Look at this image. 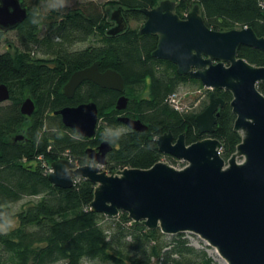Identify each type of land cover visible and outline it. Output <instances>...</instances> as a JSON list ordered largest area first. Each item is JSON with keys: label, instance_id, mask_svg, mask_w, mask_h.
<instances>
[{"label": "trees", "instance_id": "trees-1", "mask_svg": "<svg viewBox=\"0 0 264 264\" xmlns=\"http://www.w3.org/2000/svg\"><path fill=\"white\" fill-rule=\"evenodd\" d=\"M27 19L14 30L20 48L0 53V84L10 89V103H0V264H220L205 248L195 247L186 233L169 235L160 228L136 225L128 212L108 217L94 212L91 203L96 185L78 177L73 187L55 186L49 179L51 164L68 158L79 165L94 164L87 154L104 140L113 150L103 167L109 174L124 168H151L166 160L157 139L165 132L176 137L186 133L187 143L212 137L223 143L222 156L229 158L241 143L234 130L230 90L207 89L198 79L179 75L174 63L152 56L159 36L141 34L129 27L115 36V26L104 7L95 1L66 7L55 0H21ZM161 0H119L130 21L145 22L143 8H154ZM177 14L185 17L201 4L205 23L227 31L251 27L264 36V0H175ZM144 24V23H143ZM130 26V25H129ZM143 26V25H142ZM6 33L0 31V41ZM87 43L83 48L80 44ZM239 57L264 66V51L250 46L238 49ZM101 61V70L120 71L126 82L129 105L117 110L122 95L85 81L73 99L63 92L73 72ZM199 84L206 99L198 109L180 112L168 102L182 84ZM258 87L264 94V82ZM212 94L225 100L212 134L198 132L195 117L209 104ZM26 95L36 102L32 116L22 113ZM93 101L99 106V128L93 138H84L66 127L55 111ZM120 115L141 119L145 131L129 129ZM23 135L21 140L16 136ZM37 197L19 211L18 225L2 231L4 215H12V204L24 197Z\"/></svg>", "mask_w": 264, "mask_h": 264}, {"label": "water", "instance_id": "water-1", "mask_svg": "<svg viewBox=\"0 0 264 264\" xmlns=\"http://www.w3.org/2000/svg\"><path fill=\"white\" fill-rule=\"evenodd\" d=\"M175 0H161L154 8L141 9L146 20L141 34L159 36L152 56L174 63L179 75L198 79L211 90H230L231 107L236 115L234 130L242 134L236 152L226 160L223 143L206 137L187 143V134L176 137L165 132L157 139L159 151L184 162L183 168L157 162L151 168H124L114 173L103 169L113 150L108 140L87 154L94 164L79 165L68 158L51 164L49 179L56 187L67 189L78 177L92 181L95 187L91 208L112 218L123 211L136 225L160 228L166 235L193 233L214 247L229 264H264V94L258 87L264 82V66H256L239 57L241 46L264 51V36L251 27L218 31L211 29L195 4L185 17L177 14ZM29 10L21 0H0V31L6 33L27 19ZM115 21L108 35L126 32L129 22L123 7L112 15ZM90 81L103 89L122 93L117 110H126L129 98L120 71L101 70V61L73 72L63 92L73 99L77 89ZM10 89L0 84V102L9 101ZM205 110L195 117L200 134H212L226 102L212 94ZM34 98L25 99L22 113L36 111ZM63 124L84 138L98 132L99 106L90 101L65 106L55 111ZM129 129H148L141 119L120 115ZM23 135L16 136L21 140Z\"/></svg>", "mask_w": 264, "mask_h": 264}, {"label": "rangeland", "instance_id": "rangeland-1", "mask_svg": "<svg viewBox=\"0 0 264 264\" xmlns=\"http://www.w3.org/2000/svg\"><path fill=\"white\" fill-rule=\"evenodd\" d=\"M56 2L59 1L61 3V5L66 6L68 8L70 7H77L79 4H81V2H88V1H92V0H55ZM95 1L97 4L101 5L102 7H104L105 12L107 14V17L109 18V20L112 19L111 15L112 13L118 9L120 6V4L118 3L119 0H93ZM115 25V21L113 22ZM144 22L142 21H130L129 23V27L132 28H141ZM87 43H83L80 44L79 47L83 48V46H86ZM20 48V43L17 40V34L14 30L12 31H7L6 34L4 35V37L1 39L0 41V53H4L7 51H10L12 53H14L15 51H17ZM179 91H181L182 94V100L184 101V105L188 106L190 110H194V109H198L201 105V103H203L206 99V93H205V89H201L199 84H195V83H188V84H182L179 87ZM32 97L30 95H26L25 99ZM33 98V97H32ZM24 99V100H25ZM1 103V102H0ZM10 100L7 102H4L2 104H9ZM37 199V197H24V199L15 202L14 204H12V215L14 217H12L11 215H4L5 217V221L4 224H2L1 228L2 231H10V228H14L15 226L18 225V220L17 217H15L17 215V213L19 211H21L22 209H24L26 206H28V204L35 202V200ZM186 237L188 238V240H190V242L197 248H205L207 252H209V255L213 257V259L216 262H219L217 255L214 253L215 248L212 246H209L208 243L206 241H204L201 237H199L198 235H195L193 233H186ZM220 264H222L221 262H219ZM62 264V263H60ZM85 264H89V262H85Z\"/></svg>", "mask_w": 264, "mask_h": 264}, {"label": "built area", "instance_id": "built-area-1", "mask_svg": "<svg viewBox=\"0 0 264 264\" xmlns=\"http://www.w3.org/2000/svg\"><path fill=\"white\" fill-rule=\"evenodd\" d=\"M182 100V94H181V91H177L176 93H173L170 97H169V99H168V102L171 104V105H173V107L175 108V109H177L178 111H180V112H183V111H190V109H189V107L188 106H186V105H184V101H181ZM167 162L165 159L164 160H162L161 162ZM179 162L178 163H175V165H173V164H170L171 166H176L177 168H183V167H185V163L184 162H182V161H180V160H178ZM50 171H51V168H50Z\"/></svg>", "mask_w": 264, "mask_h": 264}, {"label": "bare ground", "instance_id": "bare-ground-1", "mask_svg": "<svg viewBox=\"0 0 264 264\" xmlns=\"http://www.w3.org/2000/svg\"><path fill=\"white\" fill-rule=\"evenodd\" d=\"M214 253L217 255L219 262H221L222 264H229L223 257L220 256L219 252L216 249L214 250Z\"/></svg>", "mask_w": 264, "mask_h": 264}]
</instances>
